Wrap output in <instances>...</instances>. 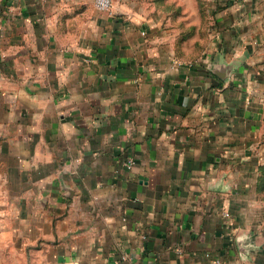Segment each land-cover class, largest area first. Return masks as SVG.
Segmentation results:
<instances>
[{"label":"crops","instance_id":"1","mask_svg":"<svg viewBox=\"0 0 264 264\" xmlns=\"http://www.w3.org/2000/svg\"><path fill=\"white\" fill-rule=\"evenodd\" d=\"M226 1L202 39L197 4L0 0V216L31 264H264V0Z\"/></svg>","mask_w":264,"mask_h":264},{"label":"rangeland","instance_id":"2","mask_svg":"<svg viewBox=\"0 0 264 264\" xmlns=\"http://www.w3.org/2000/svg\"><path fill=\"white\" fill-rule=\"evenodd\" d=\"M162 7H170L172 16L175 21L183 22L180 19L182 10H185V6L190 8L192 5H199L200 12L203 17L204 29L202 30V39L206 38L211 32V24H213L214 15L218 11H221L226 7V0H157ZM182 37H186L192 34V29L184 26ZM199 45V46H198ZM199 49H206V41L200 40L197 44ZM198 49V50H199ZM263 177V174H262ZM17 224L14 221H4L0 216V264H31L32 255L28 250H25L24 244L20 242L17 236Z\"/></svg>","mask_w":264,"mask_h":264},{"label":"built area","instance_id":"3","mask_svg":"<svg viewBox=\"0 0 264 264\" xmlns=\"http://www.w3.org/2000/svg\"><path fill=\"white\" fill-rule=\"evenodd\" d=\"M98 9L110 11L113 6V0H93Z\"/></svg>","mask_w":264,"mask_h":264}]
</instances>
